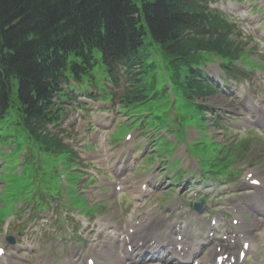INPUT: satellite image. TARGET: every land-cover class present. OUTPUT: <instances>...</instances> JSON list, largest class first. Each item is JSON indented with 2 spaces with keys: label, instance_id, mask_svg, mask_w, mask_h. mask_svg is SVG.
Returning <instances> with one entry per match:
<instances>
[{
  "label": "trees",
  "instance_id": "obj_1",
  "mask_svg": "<svg viewBox=\"0 0 264 264\" xmlns=\"http://www.w3.org/2000/svg\"><path fill=\"white\" fill-rule=\"evenodd\" d=\"M228 30L225 18L200 0H0V119L14 104L30 138L53 153L60 145L42 129L56 118L53 100L63 93L62 82L98 84V77L123 64L139 69L128 101L143 99L155 88L154 80L147 81L154 68L149 45L162 55L176 86L204 98L208 86L192 64L207 51L237 57L241 49Z\"/></svg>",
  "mask_w": 264,
  "mask_h": 264
},
{
  "label": "rangeland",
  "instance_id": "obj_2",
  "mask_svg": "<svg viewBox=\"0 0 264 264\" xmlns=\"http://www.w3.org/2000/svg\"><path fill=\"white\" fill-rule=\"evenodd\" d=\"M262 0H259L261 2ZM213 4L212 6L218 9H224L226 12H229L232 14L233 17H235L238 22V12H234L230 10L229 8L233 7L235 4L231 0H212ZM246 3V2H245ZM244 3V4H245ZM264 5V3L262 4ZM253 10L251 11V14L253 15ZM239 30H243V32L248 36V41L247 42H242L241 38L239 39L244 46H246V54L244 55V59L247 62H252L254 61L255 64L259 65H253L250 67L249 73H245L242 70H247V66L241 61H238L236 64L238 66L239 74L237 77L242 78V82L245 85H249L252 89V92L258 95H263L264 94V44L261 42L257 43V39L255 38V35L252 33V31L246 26L244 23H239L238 25ZM250 51V52H249ZM245 63V61H244ZM262 66V67H260ZM217 68L215 67L214 64L210 65L207 68V71L209 74L214 77L215 79L220 78L221 76L217 73ZM122 83V80H121ZM16 89V87H15ZM92 91H89V93H83L80 96H77L79 101H82L84 104V109L79 108L76 105L70 106L69 104H66V107H64V113L62 117V121L60 122V128L64 129L67 131L68 134L71 135V141L74 144V140L76 145L79 146L80 152L83 154H99V145H101V141L99 140L101 138L102 134H106L107 138H111L112 133L118 129L119 125L126 123V122H121L117 125L116 129L112 132H107V131H99L97 127V122H105L103 118L98 117L96 114L93 115L92 110L98 109L99 105L95 103L93 100H89V97L91 96ZM198 102H202V105L206 107L208 111L205 112L206 115H208L207 119V130H201L204 134H213V136L216 138L217 141H221L223 143H236L238 139H245L249 140V146H247L246 150V155L247 158L246 160L250 161L251 164H245L242 163L240 160L235 161L236 162V167L241 170L239 174H236L232 176L233 178L236 179H243L245 177L246 171L247 170H254V171H259L260 175L264 174V138H261V142L256 139L255 137H251L247 134L239 136L237 135H230L228 131L225 132L224 129L222 128H217L213 125V119L212 117L214 114H218L219 111H224L223 109H229L232 110V106L235 107L236 105H233L231 101L223 97L221 94L217 95L215 97H210L206 100H199ZM112 103L108 104L111 105ZM105 106V104L103 105ZM77 107V108H76ZM211 108V109H210ZM109 116H116L119 119L123 117V115L116 110V107L113 106V109L109 111ZM110 122V119L106 120V122ZM128 121V120H127ZM127 124V123H126ZM131 124V123H130ZM129 124V125H130ZM13 132L10 133V139L11 141H14L17 144H20L24 140V132L19 126H14L13 125ZM152 133V130H148L147 132H143L140 127L135 129L134 136L135 138H138V140H133L132 138V144L134 143H140L143 142L147 146L142 147L140 150L143 153H147L149 149L151 151L155 150V146H153V141L150 140V135ZM187 138L188 139H193L196 137L197 132L193 129L192 126H190L187 131ZM169 139H174L173 135L171 133L168 134ZM122 139V138H121ZM7 139L2 140V143H4ZM109 141V140H107ZM126 140L123 139L120 142H125ZM136 141V142H135ZM172 141V140H171ZM131 142V140H129ZM177 142V141H176ZM175 142V143H176ZM173 144V146L175 145ZM88 145L90 148L89 150L85 149L82 145ZM19 149H21V145H19ZM2 152L6 153L10 150L8 145L5 147H2ZM89 151V153H88ZM157 152V151H156ZM154 152V153H156ZM181 153L179 152H174L171 157L175 158L178 156V154ZM189 153L192 156V158H196L200 160L201 156H197L194 153V150L192 148H189ZM241 154V153H240ZM218 155H221L223 158V155L219 153ZM217 155V156H218ZM167 156V155H164ZM81 158V157H80ZM83 164H79V166L83 167V170L87 171L89 168H97L100 169L99 167H93L92 164L90 163L89 167L86 161H83L81 159ZM146 163H148L146 165ZM195 163V162H194ZM17 164V159L16 156H9L7 159V163L4 166V172L2 173L3 175V180L6 181L7 185H10L12 183L16 185H21L22 182L20 179L14 175L16 174L14 168L16 167ZM182 164V163H181ZM23 165V160L19 163V166ZM151 165H153L151 162L145 161L144 163L140 162L138 163V166L136 169H132V171L138 173L137 171L139 170V175L141 174V166H144L145 169L149 168ZM183 165V164H182ZM190 168H192V164L189 162ZM243 165H248L247 169L243 168ZM18 166V167H19ZM32 166L31 163H25L22 166L23 171L27 170L28 167ZM140 167V168H139ZM193 168L195 170V174H198L199 167L195 164H193ZM101 170V169H100ZM17 171H19V168H17ZM101 173L102 170H101ZM18 175V174H17ZM42 177L45 175L41 174ZM87 176L85 175L84 178ZM112 180V179H111ZM138 181V177L137 180ZM3 183L2 180H0V192L3 190ZM92 183V180H90V184ZM90 184L83 185L82 178L79 179V182L77 186L73 189L76 190L80 193H84L86 196V199L92 204V203H98L97 199L100 197H106L108 199H111L114 197L112 194L113 192V186L108 187V189H103L101 192L95 193ZM90 186V187H89ZM21 187H17V190L15 192L14 188H9L4 194L1 195V200H0V244H5L7 243L6 238L13 236L19 242L23 243L24 247L29 245L30 247H36L41 249L45 247V250H42L43 255L40 254H33L32 252L27 251H21L17 252V260L20 262V264H35V263H42L45 261L44 255L49 254L48 252H53V251H58V247H63L64 245H58V240L57 236H55L54 231L50 230H43V225L46 219L43 218V216H47L50 212L52 213L53 209H55V214L58 215L59 220H63L65 223H70L74 221L75 219H80V215H83L82 211H74L73 205H63L61 202L59 203V199H53L54 203L52 204L53 206L49 208V212H37L35 215L38 219L33 220V221H27V214L30 212V206L34 204V200L28 199L27 197L23 198L24 195H28V193H23L21 191ZM15 192V193H14ZM25 192V191H24ZM176 194H168L164 193L160 196L157 197L156 201L159 200L161 208L164 210H167L168 207L174 206L176 207L178 205L177 201L180 202H188L190 201V197H186L184 192L185 191H178L177 189L174 191ZM14 193V194H13ZM19 195L21 198H23V206L21 207V202H18V198H16ZM171 197L169 198V196ZM227 198H230L231 196L229 194H226ZM12 198L16 199V203L13 205ZM45 198V197H44ZM61 198V197H60ZM122 198V197H121ZM52 198H50L51 200ZM173 204V205H171ZM122 207H124V204H121ZM171 205V206H169ZM111 206L108 205V201L106 203H103L101 206L102 213L99 215L94 214L92 219H96L100 215H105V217L111 219L116 216V212L114 210H111ZM113 209V208H112ZM14 211V212H13ZM13 212V214H12ZM92 212V211H91ZM169 213V210L165 212L167 215ZM34 215V216H35ZM119 215V214H118ZM16 216V217H15ZM82 217V216H81ZM35 218V217H34ZM119 215V220L120 219ZM3 220V221H2ZM44 221V222H43ZM34 224V226H30L28 232H25V229L28 224ZM47 228H51V225L46 226ZM45 233L44 237L42 238V243L43 245L40 244L39 240L41 239L42 234ZM26 241V243H24ZM70 242V241H69ZM68 242V243H69ZM67 243V244H68ZM264 245V243H262ZM35 245V246H34ZM66 245V244H65ZM55 249V250H54ZM207 249L206 251H208ZM36 252V251H34ZM264 249L260 248L258 250V254H255L250 257L249 264H255L257 263L256 258H260V260L263 259V254ZM256 259V260H255ZM30 260L31 263H28L27 261Z\"/></svg>",
  "mask_w": 264,
  "mask_h": 264
},
{
  "label": "bare ground",
  "instance_id": "obj_3",
  "mask_svg": "<svg viewBox=\"0 0 264 264\" xmlns=\"http://www.w3.org/2000/svg\"><path fill=\"white\" fill-rule=\"evenodd\" d=\"M240 230L237 231V233H239Z\"/></svg>",
  "mask_w": 264,
  "mask_h": 264
}]
</instances>
